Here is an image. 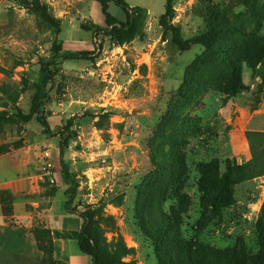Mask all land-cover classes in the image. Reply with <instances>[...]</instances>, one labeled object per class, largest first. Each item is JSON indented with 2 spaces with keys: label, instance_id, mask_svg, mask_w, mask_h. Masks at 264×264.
Segmentation results:
<instances>
[{
  "label": "rangeland",
  "instance_id": "obj_1",
  "mask_svg": "<svg viewBox=\"0 0 264 264\" xmlns=\"http://www.w3.org/2000/svg\"><path fill=\"white\" fill-rule=\"evenodd\" d=\"M109 1V11L128 22ZM126 1L133 28L118 37L98 31L105 26L99 0H0V185L38 176L66 202L64 141L78 183L76 231L86 214L104 264L123 247L129 264H182L194 239L259 250L264 174L241 180L234 173L252 158L248 131H264V0H171L169 10L167 0ZM196 37L203 42H178ZM60 41L93 53L58 60L43 107L54 131L47 134L36 114L26 117ZM232 170L228 204L215 211L205 191ZM0 202L14 212L3 187ZM68 241L69 255L49 240L51 264H92L78 240Z\"/></svg>",
  "mask_w": 264,
  "mask_h": 264
},
{
  "label": "trees",
  "instance_id": "obj_2",
  "mask_svg": "<svg viewBox=\"0 0 264 264\" xmlns=\"http://www.w3.org/2000/svg\"><path fill=\"white\" fill-rule=\"evenodd\" d=\"M101 5V12L104 17L105 26L99 27L98 31L107 32L109 35L121 37L122 33H127L133 28L131 22L133 20V13L131 7L126 0H114L124 11L127 13L128 22L118 20L109 11V0H99ZM171 0H167V10L171 8ZM179 44L190 46L194 43L203 42L199 38H194L189 41H181L178 39ZM211 39H206L205 44L209 45ZM93 52L89 51H72L65 49L64 42H54L52 48V58L46 61L44 65V78L38 85L37 91L32 100L31 114L26 118H31L33 114L37 115V118L44 127V131L47 134H53L50 123L45 115L43 107L48 98V86L55 74V70L58 67V60H77L88 58ZM233 86L236 91L243 90L246 85L240 82L237 77H234ZM248 140L251 146L252 158L241 165H237L234 173L241 180L246 178H254L264 174V131H248ZM67 145L63 141L60 144L59 163L60 173L63 179L69 184L70 196L65 202V208L68 212L72 213L76 211L71 207L74 192L78 187L77 181L69 172L68 165L65 163ZM234 170V169H233ZM232 172L228 173L227 179L222 182L221 185L215 188H208L205 191V200L210 208L215 211H220L228 204V198L231 195V178ZM81 217L85 219V222L80 231L76 230H51L50 228L34 229L36 237L39 241V247L43 253L41 264H51L52 257H50L53 247H50L49 240L52 239H65V240H78L80 250L92 257V264H104L103 252L100 242L93 236L91 230L87 226L89 217L86 214H81ZM169 227L176 230L172 224V220L168 223ZM259 233L261 234V244L259 250L256 249H244L243 251L237 250H222L210 243H204L201 241H189L187 240L184 259L182 264H264V219H260ZM176 232V231H175ZM48 238L47 241L45 238ZM49 243V244H48ZM130 253V250L126 247L120 248L115 256L114 264H129L123 261V257Z\"/></svg>",
  "mask_w": 264,
  "mask_h": 264
},
{
  "label": "crops",
  "instance_id": "obj_3",
  "mask_svg": "<svg viewBox=\"0 0 264 264\" xmlns=\"http://www.w3.org/2000/svg\"><path fill=\"white\" fill-rule=\"evenodd\" d=\"M40 182L38 176L18 175L0 185L15 198L13 213L4 211L0 202V264H40L43 253L34 229L76 230V215L66 210L65 200L48 194ZM58 242L56 250L69 255L65 248L73 243Z\"/></svg>",
  "mask_w": 264,
  "mask_h": 264
}]
</instances>
